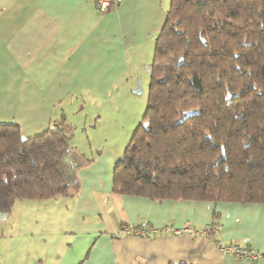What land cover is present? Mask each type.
Masks as SVG:
<instances>
[{
  "label": "crops",
  "instance_id": "0c3cea01",
  "mask_svg": "<svg viewBox=\"0 0 264 264\" xmlns=\"http://www.w3.org/2000/svg\"><path fill=\"white\" fill-rule=\"evenodd\" d=\"M170 4L122 0L103 14L98 0H0V123L23 138L56 124L69 133L57 109L112 89L125 61L153 51ZM119 156L105 149L80 168L73 197L17 201L0 227V264H264V203L115 194ZM230 245L262 257L223 254Z\"/></svg>",
  "mask_w": 264,
  "mask_h": 264
},
{
  "label": "trees",
  "instance_id": "16d2710c",
  "mask_svg": "<svg viewBox=\"0 0 264 264\" xmlns=\"http://www.w3.org/2000/svg\"><path fill=\"white\" fill-rule=\"evenodd\" d=\"M149 75L113 192L264 203V0H171ZM64 126L23 138L19 125L0 123V214L78 194L89 160Z\"/></svg>",
  "mask_w": 264,
  "mask_h": 264
},
{
  "label": "rangeland",
  "instance_id": "374dc122",
  "mask_svg": "<svg viewBox=\"0 0 264 264\" xmlns=\"http://www.w3.org/2000/svg\"><path fill=\"white\" fill-rule=\"evenodd\" d=\"M153 61L154 50L135 55L125 61L124 67L128 69L119 76L112 89L87 93V102L57 109L58 112L65 110L68 125L72 127L69 134L74 136L70 138L71 146L77 148L85 159L95 160L105 149H112L122 157L148 107V67ZM11 112L9 109L8 116ZM3 113L4 109L0 108V115ZM4 225L0 221V227Z\"/></svg>",
  "mask_w": 264,
  "mask_h": 264
},
{
  "label": "built area",
  "instance_id": "2783aa9c",
  "mask_svg": "<svg viewBox=\"0 0 264 264\" xmlns=\"http://www.w3.org/2000/svg\"><path fill=\"white\" fill-rule=\"evenodd\" d=\"M121 2L122 0H98L99 11L103 14L108 13L111 11L112 7L115 4H120ZM169 230H170V226L164 228L163 230H158L153 228L143 229L142 227H134V228H127L126 232L127 234L130 235L148 236L151 234H158L164 231L167 232ZM221 251L223 252V254H232L237 259L240 260L253 261L255 259L262 257L261 254L255 252L254 250L242 248L238 245L222 246Z\"/></svg>",
  "mask_w": 264,
  "mask_h": 264
},
{
  "label": "water",
  "instance_id": "95a60500",
  "mask_svg": "<svg viewBox=\"0 0 264 264\" xmlns=\"http://www.w3.org/2000/svg\"><path fill=\"white\" fill-rule=\"evenodd\" d=\"M182 65H183V59H181V62H180L179 67H181ZM140 92H141V91H140ZM193 114H194V113H191V112H190V113H187V115H186V119L192 117ZM7 217H8V213L0 214V221H4V220H6Z\"/></svg>",
  "mask_w": 264,
  "mask_h": 264
}]
</instances>
